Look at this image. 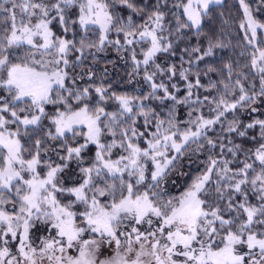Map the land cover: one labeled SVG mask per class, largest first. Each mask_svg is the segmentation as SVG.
<instances>
[{
    "label": "snow or ice",
    "instance_id": "6c2138e0",
    "mask_svg": "<svg viewBox=\"0 0 264 264\" xmlns=\"http://www.w3.org/2000/svg\"><path fill=\"white\" fill-rule=\"evenodd\" d=\"M222 3L172 0L173 28L169 0H156L142 23L134 0H0V264H264V119L227 120L264 104V0L255 11L238 0L249 71L222 90L211 82L201 99L199 72L193 83L190 68L156 62L174 33L199 36ZM223 46L210 40L197 61ZM108 49L128 57L129 82L142 72L150 91L105 84L108 70L98 76L95 63ZM167 101L165 114L153 107ZM256 127L254 149L230 138ZM205 149L203 170L171 194L167 185L188 175L179 161Z\"/></svg>",
    "mask_w": 264,
    "mask_h": 264
},
{
    "label": "trees",
    "instance_id": "16d2710c",
    "mask_svg": "<svg viewBox=\"0 0 264 264\" xmlns=\"http://www.w3.org/2000/svg\"><path fill=\"white\" fill-rule=\"evenodd\" d=\"M134 2L137 6L145 9V15H134V20L136 21V23H142L146 18V13L156 3V0H134ZM250 2L252 3V7L255 11L256 0H250ZM171 4L172 0H169V6L167 9H165L167 13L166 23L174 28L175 20L173 12L178 15L179 10L172 9ZM169 9H171V11H169ZM210 9L211 11L209 15L202 22L201 34L199 36L195 35V29L184 30L182 35H177L174 33L171 37L173 41L172 50L168 53L158 54L156 60V62L161 64L162 67H167L168 65L174 64L177 68V72H179L181 67L190 68L192 73L190 75V79L193 81V83L195 82V73L199 72L200 82L202 85H204V87L194 89V92L199 94L201 99L204 95H210V93L205 89L211 82L219 83L222 81V83H219V87L222 90L224 83L231 84L232 82H234L237 72L249 71L248 68L244 67V65L249 61L250 50L245 49L243 32L239 27L243 16L242 10L240 9L238 4V0H223V3L221 5L210 6ZM221 13H223V17L221 16ZM121 14L127 17L131 13L128 9L124 8L121 9ZM256 14L258 16L264 17V12ZM225 21H227V23H225ZM164 35H167V32H165ZM210 40L214 43L216 41H220L224 46L215 48L213 55L204 57L203 60L197 61V55L202 54V52L207 49ZM195 47H199L201 49V53L191 52V49ZM185 49H188L189 51L185 52ZM105 52H109L110 55L107 56L104 52L102 54H99L97 63H95V69L98 76L102 74L105 69L109 70L107 78H104L105 84L110 83L112 85V90L116 91L117 93L127 92L130 94H146L148 91H150L148 84L143 81L142 72L138 78L135 77V80L133 82H129L128 74L131 72L132 66L129 62L128 57L120 59L118 54L112 49H108ZM241 53H243V55H241ZM190 60L192 61V63H189ZM117 61L120 65H117ZM226 64H231L233 67L231 81L228 79V73L225 68ZM209 67L216 69V71L208 72ZM119 77H121V82L117 81ZM163 79L165 80V82H168L167 76L163 77ZM172 82L177 83L180 88L179 93H177L178 95L186 91V82L179 79L178 75L177 77L173 78ZM256 82L258 90V78H256ZM215 94L216 91L212 90L211 95ZM170 104L171 101H167L164 104L153 102V107H156L157 111L165 114ZM257 106L259 108V111L256 113H251L250 111L245 109H237L234 113H229L227 115V120L236 118L241 122L242 125H246L253 122L255 119H264V104H258ZM205 115H208V111L205 112ZM227 120L225 121V123H227ZM220 134H222V130L219 125L216 126L214 131L209 132V136L213 138H217V136ZM253 136H255L257 140H259L258 127L249 129L248 134L245 137H238L235 134H232L230 138H232L235 143L241 144L244 149H254L258 146V144L251 139ZM205 151V153H207V149H205ZM218 151L219 149L214 150V152ZM197 155L200 156L198 157V159H201L200 162L202 167L203 162L206 161L204 159L205 155L202 152L198 153ZM228 158L231 159L230 156ZM242 158L243 157H241V159ZM53 159H55V156H53ZM70 178L71 181H66V183L72 184L73 182H75V179H77V177H75L74 179L72 178V176Z\"/></svg>",
    "mask_w": 264,
    "mask_h": 264
},
{
    "label": "rangeland",
    "instance_id": "374dc122",
    "mask_svg": "<svg viewBox=\"0 0 264 264\" xmlns=\"http://www.w3.org/2000/svg\"><path fill=\"white\" fill-rule=\"evenodd\" d=\"M211 6H213V5H211ZM104 53H106V55L107 56H109L110 55V53L109 52H104ZM99 54H102V53H98L97 55H99ZM129 62L131 63V60L129 59ZM96 63H97V61H96ZM103 64V63H102ZM101 64V65H102ZM98 65H100V64H98ZM117 65H120V64H118V61H117ZM101 69V68H100ZM131 71H132V68H131ZM108 72H109V70H108ZM117 77V76H116ZM139 76H137V78H138ZM105 78H107V76L105 77ZM120 79H121V77H119L118 79H117V81L118 82H121L120 81ZM106 80H108V79H106ZM140 85V84H139ZM136 87H137V85H136ZM186 94V91L185 92H183V93H181L179 96H184ZM207 107V106H206ZM206 107L204 108V113L205 112H207L208 110L206 109ZM177 112H178V119L179 120H182V121H186L187 119H188V116H187V112H188V109L186 108V107H183V106H178V108H177ZM193 147H195V145H193ZM206 151L204 150V151H202V153L205 155V160L207 159V153H205ZM198 153H200V152H198ZM198 153H195V154H192V153H186L185 154V156L181 159V161H180V165L182 166L181 167V171H183V172H185V173H187L188 175L187 176H185V177H183L182 179H180V180H178L177 181V183L176 184H171V183H169L168 185H167V188H168V191L171 193V194H173V195H178L179 193H180V191H182V189H183V185L186 183V182H190V180H189V177H192V176H195V175H197V174H199V172L203 169V166H204V162H203V165H202V167H201V159L199 160L198 159V157H200V156H198L197 154ZM201 155V154H200ZM201 167V168H200ZM70 174V175H69ZM72 176V178H74L75 179V175H73L72 173H68L67 175H66V177H65V180L66 181H68V182H70L71 180V177ZM76 180V179H75Z\"/></svg>",
    "mask_w": 264,
    "mask_h": 264
}]
</instances>
